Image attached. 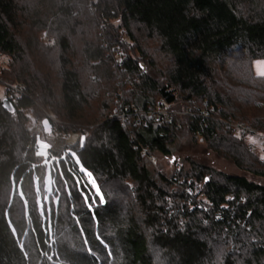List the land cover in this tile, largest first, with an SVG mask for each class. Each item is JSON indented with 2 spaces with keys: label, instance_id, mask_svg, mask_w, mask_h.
Here are the masks:
<instances>
[{
  "label": "trees",
  "instance_id": "trees-1",
  "mask_svg": "<svg viewBox=\"0 0 264 264\" xmlns=\"http://www.w3.org/2000/svg\"><path fill=\"white\" fill-rule=\"evenodd\" d=\"M1 55L0 264H264V185L154 159L189 135L264 177L223 122L264 135V0H0ZM28 114L85 132L36 163Z\"/></svg>",
  "mask_w": 264,
  "mask_h": 264
},
{
  "label": "rangeland",
  "instance_id": "rangeland-1",
  "mask_svg": "<svg viewBox=\"0 0 264 264\" xmlns=\"http://www.w3.org/2000/svg\"><path fill=\"white\" fill-rule=\"evenodd\" d=\"M7 60L6 57L0 56V65H4L5 61ZM264 58H258L253 61V71L256 75L261 71H264ZM4 85L0 84V98L4 97ZM41 121L36 119L31 114H28L26 125L28 127L29 135L32 137L35 133L36 128L38 129L36 132L39 134L36 136V145H37V154L36 156L40 157V161L36 163L44 162L46 159V152L45 149L52 147L58 148L60 150L61 147H69L73 145L79 137L80 133L85 132V128H81V131H71L67 135H62L61 133L51 132L50 134H45L41 127ZM61 123V122H60ZM64 142L63 146L59 145L60 142ZM57 150V149H56ZM36 158V157H35ZM171 158L176 160L183 161L184 167H187V162L184 161L185 158H191L201 164L206 166L212 167L218 171H221L225 174L230 175H238L244 176L250 181L258 183L260 185H264V177H256L248 172H244L238 169L235 164L219 155H217L212 150L208 149L203 142H193L189 135H182L176 140L174 145V153L171 156H162V155H155L154 159L156 162V166L159 167L160 170L168 174L173 169V165L171 163ZM201 184H196L195 189L198 190Z\"/></svg>",
  "mask_w": 264,
  "mask_h": 264
},
{
  "label": "built area",
  "instance_id": "built-area-1",
  "mask_svg": "<svg viewBox=\"0 0 264 264\" xmlns=\"http://www.w3.org/2000/svg\"><path fill=\"white\" fill-rule=\"evenodd\" d=\"M175 104L171 105H166L164 104L163 100L159 101V104L156 105L155 108H150L147 109L145 112L148 115H165L168 117H171L174 114H180V115H192L196 117H207L208 110L205 108H200L198 105L194 103H190L189 105L181 108V109H175L174 108ZM122 118L124 117V114H121ZM49 118L51 125H52V132L55 133H60L61 129L63 128V124L60 123V121L56 120L55 118H52L47 115ZM226 124V127L232 129L234 135L237 137L243 139L247 145H248V150L253 153H257L261 159H264V135L259 134L257 130L252 127L248 123H244L242 121H229V120H224L223 121ZM42 129V125H38ZM38 129L36 128L34 135L32 136L36 142V136L39 134L36 132ZM81 133L79 134V137L76 141L80 139ZM34 145L32 142L28 145V147H33ZM66 147H62L60 150H56L54 148V145L52 147H49L45 149V152L47 155H59L61 154ZM36 161L39 162L41 159L39 156H36ZM177 167L179 165L177 164Z\"/></svg>",
  "mask_w": 264,
  "mask_h": 264
},
{
  "label": "water",
  "instance_id": "water-1",
  "mask_svg": "<svg viewBox=\"0 0 264 264\" xmlns=\"http://www.w3.org/2000/svg\"><path fill=\"white\" fill-rule=\"evenodd\" d=\"M0 104L5 111H8L10 113L14 111V107L11 103V100H9L8 98L4 97L3 99H1ZM44 121H47L48 124L46 125ZM41 125H42V130L45 134H50L52 132V125L48 117L42 119Z\"/></svg>",
  "mask_w": 264,
  "mask_h": 264
},
{
  "label": "snow or ice",
  "instance_id": "snow-or-ice-1",
  "mask_svg": "<svg viewBox=\"0 0 264 264\" xmlns=\"http://www.w3.org/2000/svg\"><path fill=\"white\" fill-rule=\"evenodd\" d=\"M261 63H264V62H261ZM258 74L261 75V76H264V71H261V72H259ZM44 123H45L46 125L48 124L47 121H44ZM89 175H90V174H89Z\"/></svg>",
  "mask_w": 264,
  "mask_h": 264
},
{
  "label": "bare ground",
  "instance_id": "bare-ground-1",
  "mask_svg": "<svg viewBox=\"0 0 264 264\" xmlns=\"http://www.w3.org/2000/svg\"><path fill=\"white\" fill-rule=\"evenodd\" d=\"M63 144H64V142H62V141L59 143L60 146H61V145L63 146ZM61 148H62V147H61ZM61 148H60V149H61ZM56 149L58 150L57 147H56Z\"/></svg>",
  "mask_w": 264,
  "mask_h": 264
}]
</instances>
